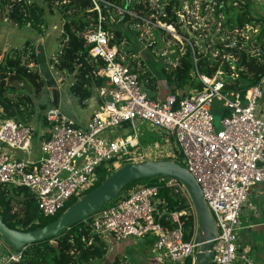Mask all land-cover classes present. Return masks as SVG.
<instances>
[{"label": "built area", "instance_id": "built-area-1", "mask_svg": "<svg viewBox=\"0 0 264 264\" xmlns=\"http://www.w3.org/2000/svg\"><path fill=\"white\" fill-rule=\"evenodd\" d=\"M92 1L98 12V25L88 34V43L90 54L103 62L100 74L106 80L96 90L100 96L98 108L84 124L56 106L47 110L48 131L38 140L40 155L33 158L30 154L35 128L1 118L0 107V144L8 150L26 153V157L15 158L0 150V184L31 190L39 210L49 217L64 209L71 198L82 197L84 191L80 189L94 185L95 173L102 164L119 168L124 156L130 162L137 158H170L177 162L172 151L156 157L154 152L140 150L138 122L145 121L164 130L167 142L174 139L182 165L201 187L216 227L211 264H257L250 249L238 238L242 230L241 213L250 191L264 184V75L243 95L226 90V81L236 73L227 74L220 69L213 77H207L193 70L192 76L204 84L202 91L190 90L181 96L170 92L164 99L152 98L141 77L143 59L139 60L138 54L129 52L130 49L124 53L121 46L112 43L113 34L103 27L102 4L112 8L113 20L129 14L142 21L136 23L140 27H159L174 38L183 36L174 24L161 21L157 13L149 18L135 7L130 9L110 0ZM128 3L147 8L146 0H128ZM168 5L167 1L159 6L163 16ZM223 31L224 39L231 35L243 39L246 30ZM141 35L144 37L145 32ZM156 44L153 34L148 45L154 51ZM233 45L236 43L224 46ZM144 49L150 48L144 45ZM165 55L166 52L160 57ZM35 56L40 58L37 46ZM41 67L39 61L30 64L31 69L40 73ZM217 102L223 108L220 128L215 126L217 116L213 113ZM130 127L133 133L123 135L122 131ZM167 184L177 187L191 200L182 182L169 178ZM160 204V186L134 188L126 198L91 215L89 223L93 233L110 246L130 237L151 240L158 256L167 258L168 264H189L199 246L195 206L191 200L185 210H159ZM184 217L193 218L192 232L186 231ZM21 257L22 251L10 249L0 236V264H16Z\"/></svg>", "mask_w": 264, "mask_h": 264}, {"label": "trees", "instance_id": "trees-1", "mask_svg": "<svg viewBox=\"0 0 264 264\" xmlns=\"http://www.w3.org/2000/svg\"><path fill=\"white\" fill-rule=\"evenodd\" d=\"M43 1L47 4L50 12L57 9L64 20L62 32L58 38L59 50L52 57L55 68L74 76L70 89L78 98V103L84 107L94 91L106 84L105 77L100 74L103 62L90 54L91 45L88 43V34L98 25V12L95 10L92 0ZM110 1L130 9L135 7L141 15L149 16L157 13V10L148 1H146L147 8H144L142 4L128 3V0ZM168 2L169 5L165 10L166 16L161 14L158 16L159 19L174 24L181 35L190 40H186L189 43L186 54L179 58L177 66L164 69L171 93L181 96L182 94L178 90H184L185 93H189L190 90H203L204 84L192 76L193 70H198L200 74L207 77H213L220 69H223L227 74L236 73L237 76L229 77V80L226 81V90L240 92L243 95L259 82L264 75V20L250 14L251 7L247 2L213 0L214 15L217 23H220L222 28L229 32L244 30L247 26L260 25V31L256 38L250 40L238 38L235 41L236 45L230 47L224 46L225 44L221 42L222 39L218 38L217 43L208 52L201 51L200 46L194 45L195 38H192L191 34L186 32L182 23L179 22L180 18L177 12L182 7L179 1L168 0ZM102 13L105 17L102 22L103 27L112 34L114 33L112 43L120 46L124 39L123 32L120 29L113 30L111 28L116 26L119 21L127 22L132 17L126 14L111 21L112 8L105 4H102ZM7 19L19 27L30 26L38 33H42L45 23L44 8L42 5L28 0H0V23L2 24ZM132 22L142 23L138 18ZM163 33L166 32L162 28L154 29L158 40H161L160 36ZM232 42V38L227 40L228 44H232ZM214 51L217 52L216 57H213ZM227 55H231L237 60L228 61L224 58ZM38 61L39 58L37 59L35 56L34 44L31 39L25 41L23 49L9 48L0 59V107L3 110L1 118L14 119L24 123L33 120L35 114L32 107L33 98L30 94L19 93L15 82L27 83L35 95H39L45 85V80L40 72L30 68V64ZM141 77L145 80V85L150 91H159L158 81L149 71H145ZM151 97L155 98V96ZM42 118L46 121L45 115ZM177 162L182 165L181 162ZM116 170L108 165L101 166L98 169V181L84 195L97 188ZM168 179V177L156 176L134 181L126 186L120 195L108 205H114L126 198L132 188L158 185L162 199V204L158 206L159 210L181 211L188 209L190 198L186 197L177 187L169 186ZM141 183L144 185H139ZM70 200L72 202L65 206L63 211L55 216L47 217L39 210L37 199L31 190L22 186L0 184V214L7 226L17 230H33L55 221L66 209L78 201L79 197H73ZM89 218L90 216L72 227L64 229L57 236L28 244L21 250L22 257L16 264H91L96 260L109 264L107 255L110 245L93 233ZM183 221L186 231L192 232L193 218L184 217ZM149 242L152 243L151 240ZM192 262L191 258L189 264ZM111 264L131 263L118 255Z\"/></svg>", "mask_w": 264, "mask_h": 264}, {"label": "rangeland", "instance_id": "rangeland-1", "mask_svg": "<svg viewBox=\"0 0 264 264\" xmlns=\"http://www.w3.org/2000/svg\"><path fill=\"white\" fill-rule=\"evenodd\" d=\"M36 3L42 5L44 8V17L45 23L42 28V33H38L33 27L24 26L19 27L13 21L7 19L3 22V24H8L10 27L15 30H0V59L3 57L4 53L8 51L9 48L15 47L23 49L25 45V41L27 39H31L32 44H34V50L37 46L40 58L39 62L41 64V75L45 80V85L40 92L39 95H35L33 89L27 85L25 82L17 81L15 84L18 86V92L23 94H30L33 98V108L35 111L33 120H42L43 115H41L43 109L41 105L46 106L48 108L53 107V97L58 98L57 105L59 104L61 110L72 117L74 115V110L77 107L76 96L70 89L71 84L74 81V76L70 73L64 71H59L58 74L55 73L54 62L52 57L59 50V40L60 34L62 32L63 19L60 12L55 9L53 12H50L47 8V4L44 3L43 0H35ZM149 4L157 10V16L161 15V11L159 6L168 0H146ZM245 1L251 7L250 14L255 18H260L264 20V3L262 0H236ZM182 3V8L179 10L181 15H178L182 23V27H184L186 32L188 31L191 34L192 38H195V46H200L201 51L208 52L210 51L219 39H222V43L226 44L227 40L232 38L233 42L237 41L238 38L241 39L240 36L231 35L228 39H224V28H222L220 23H217L216 17L214 15V7L213 0H180ZM179 2V3H180ZM188 2V3H187ZM232 2V1H231ZM9 8L7 9V12ZM178 13V12H177ZM184 13V14H183ZM131 16V15H130ZM132 17V16H131ZM151 18V15L147 16ZM134 18L127 22L119 21L116 26H112L111 29H120L123 32L124 39L121 46V50L124 53L135 52L138 54V59L144 61V65H142L141 72L142 75L145 71H149L152 76H154L158 81V87L160 86V91H150L151 96H155L158 99H164L165 96L171 92V87L168 83L166 75L164 73V69L174 68L179 63V58L184 56L187 51V45L189 44L183 37L179 36V38H174L172 35H167L166 33L161 34V40H158L157 44L154 46V51L151 49L152 47L148 45V42L152 39L154 34V29L151 26L140 27L138 24L132 22ZM113 21V19H111ZM262 24V23H261ZM26 27V28H25ZM179 34L178 28H176ZM244 30L243 38L245 40H250L251 38H256L260 31V25L251 27L247 26ZM184 31V30H183ZM139 32V33H138ZM145 32L144 37L141 33ZM114 34V33H113ZM140 34V35H139ZM181 34V33H180ZM179 34V35H180ZM155 35V34H154ZM49 37L47 40L46 38ZM209 38V41H207ZM188 40V39H187ZM243 40V39H242ZM23 41V42H22ZM45 41V42H44ZM190 41V40H188ZM21 42V44L19 43ZM232 42V43H233ZM144 45L148 46V49H144ZM42 49V50H41ZM155 52V54H154ZM166 52L165 57H160L162 53ZM217 56V52H213V57ZM195 58V57H194ZM224 58H233L231 56H225ZM227 60V59H226ZM142 61V62H143ZM144 66V67H143ZM233 68V67H232ZM234 69V68H233ZM55 70H57L55 68ZM225 72V71H224ZM227 73V72H226ZM59 76L63 77V81L59 82ZM237 76V74H236ZM145 81V80H144ZM178 92L184 95V90H178ZM67 97H71L73 102L68 103ZM262 104V103H261ZM223 108L222 104L217 102L213 107V113L216 117L215 126L220 128L221 126V114ZM44 112V111H43ZM75 117V115H74ZM76 120V118H75ZM78 121V120H77ZM138 135L140 139V150L142 151H150L154 152L153 154L158 157V154H163L167 151H172L176 154V160L182 163V158L179 155L178 149L176 148V144L173 138H169V142L166 141L164 130L161 128L151 126L148 122L140 121L138 122ZM127 133L132 134L133 129L130 127L127 131H122V134L125 135ZM121 134V133H120ZM38 150V146L36 147ZM0 150L6 151L7 148L3 147L0 144ZM132 151H136L132 149ZM8 152V151H6ZM9 153V152H8ZM10 154V153H9ZM39 154V150H38ZM128 156H124L121 160L120 167L126 163H130L127 160ZM142 161L140 158H137L136 162ZM101 166H104L102 164ZM99 166V168L101 167ZM119 167V168H120ZM98 168V169H99ZM114 167V169H119ZM96 171L93 184L98 181L99 171ZM139 185H144L143 183ZM138 186V185H137ZM134 189V188H132ZM131 189V190H132ZM88 189L81 188V195L85 193ZM84 195V194H83ZM82 195V196H83ZM72 201L66 204H70ZM63 211V209L61 210ZM244 212V211H243ZM241 233H239V242L243 244L246 249H250L251 254L255 257V249L252 247L254 243L253 234L246 232L243 230V235L241 238ZM243 239V241H242ZM118 244V245H117ZM117 245V247H114ZM8 247L12 249V247L8 244ZM109 252L107 258L109 259V264L114 261L116 256H121L126 258V260L131 264H152L154 261H157L159 264H167V258H163L158 256V252L152 247V244L149 241H144L142 239L136 237H130L126 241H122L119 243L111 244L109 246ZM13 250V249H12ZM159 261V262H158ZM91 264H106L104 261L96 260Z\"/></svg>", "mask_w": 264, "mask_h": 264}, {"label": "water", "instance_id": "water-1", "mask_svg": "<svg viewBox=\"0 0 264 264\" xmlns=\"http://www.w3.org/2000/svg\"><path fill=\"white\" fill-rule=\"evenodd\" d=\"M156 176L175 178L186 187L198 215L199 246L193 255L192 264H211L214 256L212 245L216 236V227L212 213L204 199L201 187L192 173L184 165L170 158L144 159L124 164L97 188L80 197L78 201L66 209L55 221L37 229L22 231L10 228L0 214V236L13 250H23L28 244L41 242L57 236L64 229H68L104 209L130 183Z\"/></svg>", "mask_w": 264, "mask_h": 264}, {"label": "crops", "instance_id": "crops-1", "mask_svg": "<svg viewBox=\"0 0 264 264\" xmlns=\"http://www.w3.org/2000/svg\"><path fill=\"white\" fill-rule=\"evenodd\" d=\"M28 1L36 3L35 0H28ZM10 29L15 30L14 28L10 27L8 24L0 23V30H10ZM48 38L49 37H47L46 40ZM19 43L21 44V42ZM54 71L55 73L58 74V70H55L54 68ZM58 80L59 82H62L64 79L62 76H59ZM159 91H160V86H159ZM76 101L78 103V98H76ZM53 102H54L53 106L60 108L59 107L60 105L59 104L57 105L58 102L57 97H53ZM67 102L69 104L72 103L73 102L72 98L67 97ZM99 104H100V96L97 93V91H94L93 95L89 99H87L86 105L84 107L81 106L79 103L77 104V107L73 112L75 117L73 115L71 118H73L74 120L76 118V121L78 120L77 122L84 124L89 120L92 113L98 108ZM41 108L44 111V112L42 111L41 115L44 116L47 110H49L51 107L48 108L46 106L41 105ZM28 124L35 128V140L33 144V151L30 154V157L34 158L40 155L38 140H40V137L42 138L47 133L48 127L44 118L42 120L41 119L32 120ZM37 146H38L39 154H38V150L36 149ZM6 151H8L15 158L26 157V153L23 152L11 151L8 149ZM243 211L241 213V223H242L241 238L243 235V230H246V232L253 234L254 243L252 242L249 243H251L252 247L255 249L254 259L257 264H264V184L257 185L251 189L249 194V201L244 206ZM117 245H114V247H117ZM108 260L109 259L107 258V261ZM159 263H157V261H154L152 264H159Z\"/></svg>", "mask_w": 264, "mask_h": 264}]
</instances>
